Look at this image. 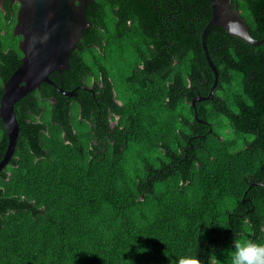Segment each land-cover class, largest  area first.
<instances>
[{
  "label": "trees",
  "instance_id": "trees-1",
  "mask_svg": "<svg viewBox=\"0 0 264 264\" xmlns=\"http://www.w3.org/2000/svg\"><path fill=\"white\" fill-rule=\"evenodd\" d=\"M120 2L86 7L90 31L108 29L99 60L110 62L100 60L105 88L123 99L116 128L99 132L97 112L82 120L76 95L49 89L57 102L46 113L68 109L78 129L59 127L39 152L30 115L41 103H16L19 139L0 171V264H178L186 253L231 264L233 240L264 243V42L211 28L218 84L195 117L186 99L208 96L215 80L201 40L210 0H126L138 11L132 25ZM232 2L262 38L264 0ZM13 26L2 48H18ZM8 137L0 118V161Z\"/></svg>",
  "mask_w": 264,
  "mask_h": 264
},
{
  "label": "water",
  "instance_id": "water-1",
  "mask_svg": "<svg viewBox=\"0 0 264 264\" xmlns=\"http://www.w3.org/2000/svg\"><path fill=\"white\" fill-rule=\"evenodd\" d=\"M20 2L15 34H22L20 48L24 52L23 62L12 78L5 83L0 104L2 118L9 134V143L4 157L0 161V171L12 157L20 129L15 112V103L24 94L38 87L42 81H51L52 71L60 73L69 65L72 50L84 31L91 26L86 16V7L94 0H13ZM2 0H0V3ZM211 18L202 33V47L206 58L214 71L215 80L208 96H198V100L212 98L218 84V70L208 47L207 35L212 27L222 26L231 34L244 38L247 42L259 45L264 36L254 38L250 33L247 20L241 16L238 5L232 0H210ZM22 86L19 85L23 82ZM71 95L73 92H67ZM197 117V114H196Z\"/></svg>",
  "mask_w": 264,
  "mask_h": 264
},
{
  "label": "flooded vegetation",
  "instance_id": "flooded-vegetation-1",
  "mask_svg": "<svg viewBox=\"0 0 264 264\" xmlns=\"http://www.w3.org/2000/svg\"><path fill=\"white\" fill-rule=\"evenodd\" d=\"M120 3L122 4V6L119 5L116 6V8L119 11L124 12V15L129 18L128 23L132 25L134 19H136L134 15L138 14V11L128 5L126 0H121ZM20 5V2L13 0H2V2L0 3V32L2 31V28H7L9 25L14 24L13 34L17 36L16 38L18 45V48H2L3 38L2 36H0V78L3 83V93L5 90V83L12 78L16 70L22 64L24 57V52L20 48V42L23 39V35L14 33V27L18 21ZM90 23L92 26V22ZM91 26L87 28L88 32L83 33V37L77 41L76 47L70 54L68 67L61 73L57 70L52 71L49 74V78L51 81H42L38 87H35L33 90L24 94V96L19 100L21 102H31L34 106L41 103V105L36 109L39 112L30 115L31 121L35 126L39 127V133L41 134L40 136L37 132H33L34 136L32 138L33 142L36 144L34 148L39 152L41 151V147H43L41 145L44 142L46 144L49 139H52L59 132V127H63L65 131L73 129L76 132L78 129V126L75 122H73L72 117L68 116V109H66V113L58 115L60 113L58 108L56 111V117L58 119L53 115L46 113V109L49 106L47 105V103L50 102L54 104L55 102H57V99L55 97L43 96V92H46L49 89L58 91L67 96H69L68 94H66L67 92H73V94H71L70 96L76 95L75 99L79 100L81 109H85V112H83L80 116L82 120L90 121V118H94L95 112H97L99 119L97 123H95V126L98 128L99 132L106 134L108 131L116 128L121 122V113H116L117 110L115 109V106H122L123 99L120 96H116V91L111 94L113 87L109 90L105 88V85L107 83V80L105 78L106 68L104 65H102L100 60L105 63L110 62L106 59L99 60L103 49L101 40L103 37H107L106 35H108V29L99 25L98 28L94 29L93 32H91ZM90 39H92V41ZM91 46L93 47V54L92 59L90 60V55L88 53L90 52L89 48ZM8 55H10L12 59ZM13 60L18 61L13 63ZM74 82H77L74 89L66 90L69 84ZM122 82H124V79L121 80V83ZM114 83L115 81L112 84ZM23 84L24 81L19 83L20 86H22ZM76 89L80 92L79 94L77 93V91H75ZM91 93L93 94V97L90 96ZM78 95H80V97ZM186 101L191 104L193 112L195 113V117L196 114L198 116V113L195 111L197 102L193 104L194 100L192 101L186 99ZM84 103L93 106V114H90V111L85 108ZM81 126H85L83 122L81 123ZM28 127L30 126L28 125ZM42 133H45V140L42 139ZM19 134L20 129L18 132V139ZM62 135L64 138L66 137L63 131ZM65 140L66 143L70 141L69 138ZM75 151L76 152L69 154H77L78 149H76ZM178 151L183 152L182 148H180Z\"/></svg>",
  "mask_w": 264,
  "mask_h": 264
},
{
  "label": "clouds",
  "instance_id": "clouds-1",
  "mask_svg": "<svg viewBox=\"0 0 264 264\" xmlns=\"http://www.w3.org/2000/svg\"><path fill=\"white\" fill-rule=\"evenodd\" d=\"M201 157L205 162L214 161L211 155ZM232 243L234 246L231 264H264V243L252 239H236ZM178 264H202V262L197 254L186 253L179 257Z\"/></svg>",
  "mask_w": 264,
  "mask_h": 264
}]
</instances>
